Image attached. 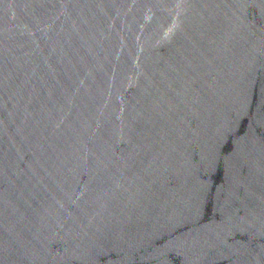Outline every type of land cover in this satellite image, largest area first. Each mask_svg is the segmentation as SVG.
Here are the masks:
<instances>
[{
  "label": "water",
  "instance_id": "water-1",
  "mask_svg": "<svg viewBox=\"0 0 264 264\" xmlns=\"http://www.w3.org/2000/svg\"><path fill=\"white\" fill-rule=\"evenodd\" d=\"M0 264H264V0H0Z\"/></svg>",
  "mask_w": 264,
  "mask_h": 264
}]
</instances>
